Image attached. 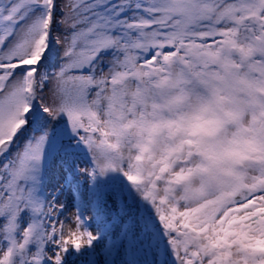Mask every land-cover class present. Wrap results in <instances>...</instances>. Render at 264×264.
Wrapping results in <instances>:
<instances>
[{
  "label": "snow or ice",
  "instance_id": "snow-or-ice-1",
  "mask_svg": "<svg viewBox=\"0 0 264 264\" xmlns=\"http://www.w3.org/2000/svg\"><path fill=\"white\" fill-rule=\"evenodd\" d=\"M0 264H264V0H0Z\"/></svg>",
  "mask_w": 264,
  "mask_h": 264
}]
</instances>
